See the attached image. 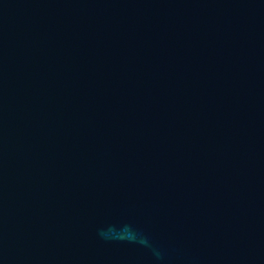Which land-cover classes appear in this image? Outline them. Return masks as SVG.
I'll use <instances>...</instances> for the list:
<instances>
[{
	"label": "water",
	"instance_id": "95a60500",
	"mask_svg": "<svg viewBox=\"0 0 264 264\" xmlns=\"http://www.w3.org/2000/svg\"><path fill=\"white\" fill-rule=\"evenodd\" d=\"M0 264H264V0H0Z\"/></svg>",
	"mask_w": 264,
	"mask_h": 264
}]
</instances>
